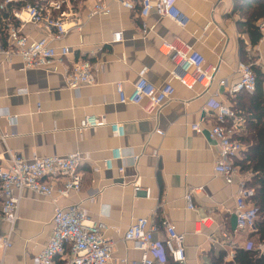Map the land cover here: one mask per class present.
I'll return each instance as SVG.
<instances>
[{
	"label": "crops",
	"instance_id": "1",
	"mask_svg": "<svg viewBox=\"0 0 264 264\" xmlns=\"http://www.w3.org/2000/svg\"><path fill=\"white\" fill-rule=\"evenodd\" d=\"M48 1L33 2L45 5ZM103 1L110 4L111 13L90 20L87 12L96 0L74 3L84 26L80 30L68 23L67 34L54 42L71 47L72 53L64 60L26 69L19 57L0 58V167L9 165L8 149L27 159L73 152L87 157L81 167L82 191L62 197L59 203L81 204L91 216L102 219L106 236L117 242L116 260L141 258L142 252L123 240L124 232L140 217H152L159 224L165 218L173 222L186 236L188 264H211L219 251L230 254L232 243L247 250L249 241L257 242L258 236L250 229L236 230L234 213L240 181L249 185L254 176L237 164L247 147L234 160L239 174L228 183L225 175L215 171L217 149L209 138V128L215 123L221 100L241 107L243 101L228 89L239 79L238 69L246 56L243 49L264 70V37L253 45L244 25L247 7L252 9L263 0H174L183 14L182 25L155 11L144 19L138 9H126L115 0ZM243 3L247 5L241 7ZM4 19L0 23L3 40L9 24L20 27L19 22ZM22 31L32 40L48 34L44 26L34 23H26ZM119 31L122 39L113 43L114 33ZM173 41L191 45L204 55L206 67L218 68L210 88L197 85L189 89L172 79L178 61L164 53L162 45ZM83 59L96 65V81L79 90L70 89L67 73ZM142 75L156 87L172 81V100L161 109L151 108L147 101L120 103L116 83L123 82L130 93ZM90 115L107 124L86 127ZM113 123L125 124L124 136L113 134ZM197 123L202 124L201 132L193 128ZM240 129L238 139L247 133V122ZM116 148L125 156L140 155L139 161L127 157L107 167L104 162ZM122 167L124 171H120ZM59 181L61 185L63 179ZM192 189L193 209L186 200ZM55 207L44 195L23 192L18 220L11 225L0 219V235L12 238L7 251L0 249V264H35L52 234ZM204 218L210 226L200 230ZM212 234L230 247L213 243ZM155 239L161 247L152 256L162 264L166 259L162 231L155 233Z\"/></svg>",
	"mask_w": 264,
	"mask_h": 264
},
{
	"label": "built area",
	"instance_id": "2",
	"mask_svg": "<svg viewBox=\"0 0 264 264\" xmlns=\"http://www.w3.org/2000/svg\"><path fill=\"white\" fill-rule=\"evenodd\" d=\"M19 1L22 0L0 1V15L9 5ZM76 1L49 0L45 5L28 4L21 9H11L10 17L4 20L9 23L15 20L20 23V27L13 24L8 25L5 40L0 39V58L19 57L26 69L40 68L55 61L64 60L72 53L71 47L68 45L56 46L54 42L59 41L67 34L68 23L80 30L83 28L84 23L78 20V12L75 9ZM115 1L126 9H138L144 19L155 11L161 17L172 19L180 25L183 24V14L175 5L174 0ZM111 11L109 3L96 0L88 9L87 19L109 15ZM26 23L42 25L48 34L40 39L32 40L22 31V27ZM257 26L264 37V17L258 20ZM144 27L146 29V23H144ZM121 39L122 32L119 31L114 33L112 42H120ZM162 51L175 57L178 61L177 68L172 72L173 80L179 81L189 89H193L197 85L210 88L213 84L218 68L206 67L204 55L191 45L181 41L166 42L162 45ZM238 74V81L228 89L229 94L236 96L242 92L253 93L256 89L257 79L252 65L242 63ZM95 81L96 65L89 59L76 62L71 71L67 73L68 86L73 90H79L84 85H92ZM221 84L225 85L226 82L221 81ZM116 90L120 103L137 105L147 101L151 108L158 109L170 102L175 94L172 81L162 87H156L144 75L140 76L130 93L125 91L123 82L116 83ZM215 96H220V94L217 93ZM238 113L230 104L221 100L216 108L215 123H212L209 128V138L217 149L215 171L225 175L228 183H232L234 177L239 174V167L234 164V160L245 151V145L237 138V133L241 131L240 126H244L246 121L244 116ZM231 121H233L232 124ZM106 124L105 119L97 118L94 115L86 117V127ZM111 128L115 136H124V123H113ZM193 128L201 132L202 124H194ZM7 153L9 165L0 167V219L11 225L18 220L21 198L25 190L44 195L56 204L52 234L47 245L35 257V264H58L60 260L63 261V264H157L152 253L161 247V244L155 239V233L158 231H162L163 246L172 259L179 264H188L186 236L166 218L160 224L152 217L138 218L124 232L123 240L131 242L134 249L141 251V258L136 260L123 257L116 260L114 253L117 242L106 236L107 226L103 220L91 216L81 204L63 206L59 203L62 197L82 191L84 174L81 167L87 159L83 154L73 152L67 155H35L27 159L18 156L10 149ZM127 157L137 163L140 155L131 153L125 156L121 148H116L104 164L111 168L114 160H122ZM120 171H124V168L122 167ZM60 178L63 179L61 185ZM140 188V186L135 187L137 191H140ZM194 192L195 189H192L186 195L188 205L192 209L195 208ZM255 196L256 189L250 187L246 181H240L239 192L235 197L236 230L256 231L260 209L254 202ZM102 215H105L104 212ZM209 226L207 218L200 221V230ZM213 236L214 234L209 237L213 243L222 244L224 248L230 247V244L220 243ZM227 238L231 239L230 236ZM11 246V236L0 235V249L5 252ZM246 247L247 250H257L259 254H264V241L250 240ZM236 248L232 243L230 254H226L225 260L232 264H242L235 259Z\"/></svg>",
	"mask_w": 264,
	"mask_h": 264
},
{
	"label": "trees",
	"instance_id": "3",
	"mask_svg": "<svg viewBox=\"0 0 264 264\" xmlns=\"http://www.w3.org/2000/svg\"><path fill=\"white\" fill-rule=\"evenodd\" d=\"M34 0H22L12 5H9L3 14L0 15V23L2 18L10 17V10L13 8L21 9L28 4H34ZM246 3L241 4L243 7ZM248 18L244 25L250 35L253 45L258 44L262 40V33L258 29L257 22L264 17V0L258 1L256 6L249 9L247 7ZM3 34V33H2ZM6 36V35H5ZM6 37H4L5 40ZM245 63L251 64L256 75L257 85L253 93L242 92L238 96L243 101L232 106L235 109L242 111L240 114L246 116L247 133L241 136L240 140L247 147L244 152V157L237 162L242 170H251L254 173L250 187L256 189L254 202L260 209V217L256 223V231L253 236H258V241H264V70L261 65L255 63V59L247 58V53L243 49ZM237 96V95H236ZM238 110V111H239ZM226 252L219 251L218 254L212 256L211 264H232L225 260ZM235 259L242 264H264V254H259L257 250H246L244 248H236ZM58 264H63L59 261ZM158 264V263H157ZM162 264H179L166 252V260Z\"/></svg>",
	"mask_w": 264,
	"mask_h": 264
}]
</instances>
